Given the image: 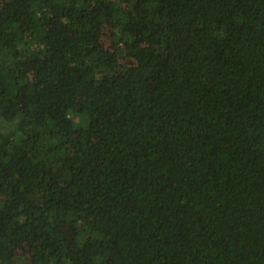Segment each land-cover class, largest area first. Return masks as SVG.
Masks as SVG:
<instances>
[{
	"label": "trees",
	"instance_id": "1",
	"mask_svg": "<svg viewBox=\"0 0 264 264\" xmlns=\"http://www.w3.org/2000/svg\"><path fill=\"white\" fill-rule=\"evenodd\" d=\"M0 264H264V0H0Z\"/></svg>",
	"mask_w": 264,
	"mask_h": 264
},
{
	"label": "rangeland",
	"instance_id": "2",
	"mask_svg": "<svg viewBox=\"0 0 264 264\" xmlns=\"http://www.w3.org/2000/svg\"><path fill=\"white\" fill-rule=\"evenodd\" d=\"M112 35H113V32L111 29H106L104 31L103 41L105 42V44L108 48H110L112 46ZM120 63H121V65H131L132 63H134V61H133V58L131 56H128L127 54L124 53V58L121 59ZM1 124L2 125L6 124L7 126H10V124L8 122H6V123L2 122ZM9 128H11V127H9ZM14 253L17 256L25 257L31 253V247L27 242L18 241L14 245Z\"/></svg>",
	"mask_w": 264,
	"mask_h": 264
}]
</instances>
